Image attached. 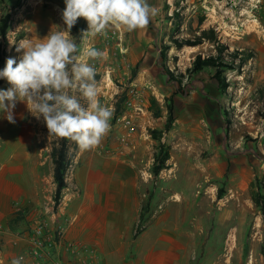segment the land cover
Returning a JSON list of instances; mask_svg holds the SVG:
<instances>
[{
    "label": "rangeland",
    "instance_id": "obj_1",
    "mask_svg": "<svg viewBox=\"0 0 264 264\" xmlns=\"http://www.w3.org/2000/svg\"><path fill=\"white\" fill-rule=\"evenodd\" d=\"M147 2L158 14L144 29L111 28L83 43L81 32L88 29L87 21L80 17L71 29L80 49L104 52L101 60L88 63L97 70L98 99L112 116L110 131L96 149L81 151L71 141L76 148H70L74 157L66 179L85 166L112 171L117 165L110 158L131 150L138 159L140 191L145 193L140 210L144 217L163 207L167 198L179 199L189 207V218L201 216L206 225L213 220L235 225V254L247 249L253 264H260L264 262V0ZM65 7L64 0H0V25L9 16L5 37L0 36V70L9 57L19 62L20 41L40 42L51 29L66 28L61 16ZM202 30L213 31L215 40ZM198 37L200 44L174 46V41L193 43ZM217 42L229 51L223 49L222 66L193 72L198 57L219 56ZM10 86L0 78V89ZM80 102L87 107L83 99ZM13 115L14 124L0 112V145H29L24 203L28 211L37 207L56 221L50 156L55 138L49 136L43 117L37 120L26 103L18 101ZM165 153V166L155 176V157ZM171 201L169 205H175ZM29 216L12 229L21 226L25 234L35 217ZM246 234L251 238L247 246ZM236 264H242L239 258Z\"/></svg>",
    "mask_w": 264,
    "mask_h": 264
},
{
    "label": "crops",
    "instance_id": "obj_2",
    "mask_svg": "<svg viewBox=\"0 0 264 264\" xmlns=\"http://www.w3.org/2000/svg\"><path fill=\"white\" fill-rule=\"evenodd\" d=\"M28 146L0 145V264H39L28 253L21 226L12 229L9 225L16 217L23 224V213L29 210L24 203ZM129 151L110 158L116 161L117 172V166L112 171L85 166L67 177L53 215L72 244L62 252L68 264L69 260L73 264H236L238 258L242 264H253L250 253L237 256L234 252L238 243L235 225L214 220L206 225L201 216L189 218V207L179 204V199L167 198L139 226L145 193L140 191L138 159ZM170 200L175 205H169ZM250 240L246 234L244 245H250Z\"/></svg>",
    "mask_w": 264,
    "mask_h": 264
},
{
    "label": "clouds",
    "instance_id": "obj_3",
    "mask_svg": "<svg viewBox=\"0 0 264 264\" xmlns=\"http://www.w3.org/2000/svg\"><path fill=\"white\" fill-rule=\"evenodd\" d=\"M64 2L61 16L66 28L51 29L40 42L20 41L16 47L17 52L23 50L19 62L9 57L0 70V78L11 85L7 90L0 89V112L14 124L13 109L18 101L24 102L37 120L43 117L49 136L71 140L81 151H90L99 147L110 131L112 111L100 103L97 70L88 63L101 60L104 52L95 47L80 49L70 35L71 29L78 18L87 21L88 29L81 32L83 43L111 28L127 32L144 29L158 10L147 0Z\"/></svg>",
    "mask_w": 264,
    "mask_h": 264
},
{
    "label": "trees",
    "instance_id": "obj_4",
    "mask_svg": "<svg viewBox=\"0 0 264 264\" xmlns=\"http://www.w3.org/2000/svg\"><path fill=\"white\" fill-rule=\"evenodd\" d=\"M8 19L9 16L5 15L2 20H1V25H0V36L3 38L5 37L6 34V29H7V24H8ZM202 34L205 36L206 34L211 33V38L212 40L214 39V32L213 31H205L202 30L201 31ZM211 40V39H210ZM200 37H198V39H196V41L189 42V41H185L186 43H181L179 41H174V46L181 47L183 45H197L200 44ZM217 46H218V52H219V56L217 58H207L204 60H201L199 57L195 60V62L193 63V68L192 71L193 72H197L199 70H201L202 68L206 67V66H213L216 68H219V65L221 64V54L223 53V49L229 53L228 49L226 47H224L223 45H221L219 42H217ZM217 63V64H216ZM222 66V65H220ZM220 72V71H219ZM172 76V75H171ZM95 78H98V75H96ZM169 112V120L171 122V113H172V108L169 107L168 109ZM170 126V123L168 122V124L166 125V127L168 128ZM54 136V144L51 148V161H52V178H53V183L55 184V191L52 197L53 200V204H54V210L56 209V207L60 204L62 197H63V190L67 187V182H66V174L67 171L69 170L70 166L72 165V159L74 157V154L72 152H70V148H72V150L76 148V144H72L71 140L65 139V138H59L55 135ZM71 145H73V147H71ZM168 159V154L165 153V155L162 158H158L157 155L155 157V163L153 165L152 168V172L155 176H157L159 174V172L164 168L165 166V162ZM218 198L222 197V193L217 195ZM21 220V217H16L15 219H13V221L10 222V226H12L13 224L19 222ZM146 219L144 218V214H143V209L142 212H140V217H139V225L143 224L144 221ZM247 246V245H246ZM244 253H247V249L244 251Z\"/></svg>",
    "mask_w": 264,
    "mask_h": 264
},
{
    "label": "built area",
    "instance_id": "obj_5",
    "mask_svg": "<svg viewBox=\"0 0 264 264\" xmlns=\"http://www.w3.org/2000/svg\"><path fill=\"white\" fill-rule=\"evenodd\" d=\"M125 124H128V121ZM30 214L35 217L28 224L24 236L27 241L28 253L39 264H68L62 256V252L69 251L72 244L66 240L61 223L48 219L46 214L37 207L23 213V220L27 221ZM69 261V264H73L72 260Z\"/></svg>",
    "mask_w": 264,
    "mask_h": 264
}]
</instances>
